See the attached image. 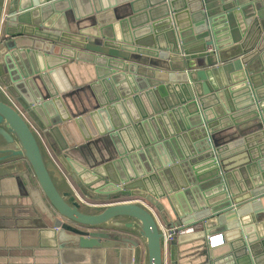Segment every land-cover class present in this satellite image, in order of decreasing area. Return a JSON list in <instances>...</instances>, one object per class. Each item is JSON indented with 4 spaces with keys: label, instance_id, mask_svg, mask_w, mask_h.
Listing matches in <instances>:
<instances>
[{
    "label": "water",
    "instance_id": "obj_1",
    "mask_svg": "<svg viewBox=\"0 0 264 264\" xmlns=\"http://www.w3.org/2000/svg\"><path fill=\"white\" fill-rule=\"evenodd\" d=\"M75 62L93 67L97 103L77 117L63 101L77 87ZM232 129L237 138L219 137ZM99 139L115 157L83 161ZM16 159L29 163L57 219L51 228L0 208V232L20 229L21 240L0 244V264L41 248L61 264L69 245L109 260L124 246L111 231L136 237L133 249L139 238L146 264H179L180 237L214 230L226 243L207 239L221 245L200 264H264V0H3L0 163ZM175 224L167 261L161 225ZM44 233L53 244L40 243Z\"/></svg>",
    "mask_w": 264,
    "mask_h": 264
},
{
    "label": "crops",
    "instance_id": "obj_2",
    "mask_svg": "<svg viewBox=\"0 0 264 264\" xmlns=\"http://www.w3.org/2000/svg\"><path fill=\"white\" fill-rule=\"evenodd\" d=\"M2 1L3 0H0V4ZM69 17L72 20L71 13H69ZM69 67V81L71 85L75 84L77 87L71 92L66 93L63 96V101L72 116L77 117L97 108L95 97L89 86L96 80V77L94 75V69L90 65L75 62L70 64ZM245 127L247 128L248 126L244 125L242 126V129H245ZM229 135H231V138L234 139L240 134H238L236 129H232L219 135V137L226 138ZM57 137L61 147L64 148L66 152L69 151L70 154L75 157L79 155L80 152L78 150L76 151L75 149L69 148L68 139H63L58 133ZM105 148H109L110 152H107ZM81 154L82 160L84 158L90 162H93V159L98 162L109 161L111 160V157H115L116 155L110 141L107 139H99L88 147L83 148ZM28 169L32 170L29 163L25 159H16L0 163V173H9L6 176L0 177V208L10 210L18 208L23 211L20 214V219H24L26 221L29 220L30 222H36L38 219H41L48 227L52 228V219L50 217L57 219V216L48 203L44 193L41 191L38 183L28 172ZM15 177H18L20 181L18 182ZM55 181L61 192L68 191L69 188L67 183L60 181L57 176ZM19 184L22 188H19ZM87 202L92 204L108 205L115 203L116 201L95 203L87 200ZM2 210L5 211V209ZM36 212H38L39 216H37ZM175 227L178 228L180 226L179 224H175ZM19 230L20 229H13L15 235L10 236L8 239L4 235V230H1L2 232L0 233L2 234L0 235V244L4 246V244L8 241L12 245L21 243ZM199 230H201V228L194 227L195 232H199ZM33 232L35 241L39 240L38 230L34 229ZM115 235L116 237H119L117 238L119 241H117L124 246H117L115 249L108 250V254L110 255L109 260L106 258L105 250L91 252L89 250H82L78 249V247L69 245L62 253L63 258H61V260L64 262L61 264H133V257L135 256L134 254L137 250L139 264L147 263V251L144 243L139 238L137 239L139 244L137 246L135 245L133 249V247H130L129 245L130 243L128 242V238L135 239L136 237L121 231H115ZM217 235L223 236V244H225L226 234L222 233L220 230H214V232H212L211 235H208V238L206 237L205 240L201 239L200 234L180 237L182 243L178 248L179 264L202 263L204 261L202 253L205 249L212 250L221 245H216L213 241L207 242V239L210 240L212 237ZM41 242L44 246L53 244V235L51 233H44L42 237L40 236V243ZM38 251V255L31 258L24 257L21 253H14V257H12L9 261L11 264H56L58 255L55 249L41 248L38 249Z\"/></svg>",
    "mask_w": 264,
    "mask_h": 264
},
{
    "label": "built area",
    "instance_id": "obj_3",
    "mask_svg": "<svg viewBox=\"0 0 264 264\" xmlns=\"http://www.w3.org/2000/svg\"><path fill=\"white\" fill-rule=\"evenodd\" d=\"M129 199V198H128ZM130 201H137V200H123L122 202H130ZM176 229L177 228H168L164 225H161V231L163 232V240L165 243V257L166 260L168 261L169 258V244L170 242L174 239V237L176 236ZM193 230H190L189 232H192ZM110 234H114L113 232H110ZM219 237H222V235H219ZM221 243H223V240H221Z\"/></svg>",
    "mask_w": 264,
    "mask_h": 264
},
{
    "label": "bare ground",
    "instance_id": "obj_4",
    "mask_svg": "<svg viewBox=\"0 0 264 264\" xmlns=\"http://www.w3.org/2000/svg\"><path fill=\"white\" fill-rule=\"evenodd\" d=\"M32 170H30V169H28V172L31 174V176L34 178V180H36V182H37V179H36V177H35V175H33L34 173H33V171L31 172ZM38 183V182H37ZM80 197V196H79ZM137 240V239H136ZM138 241V240H137ZM139 243V242H138Z\"/></svg>",
    "mask_w": 264,
    "mask_h": 264
},
{
    "label": "rangeland",
    "instance_id": "obj_5",
    "mask_svg": "<svg viewBox=\"0 0 264 264\" xmlns=\"http://www.w3.org/2000/svg\"><path fill=\"white\" fill-rule=\"evenodd\" d=\"M124 200H136L135 198H129V199H124ZM123 200H121V202H122ZM111 232H113V233H115V231H111Z\"/></svg>",
    "mask_w": 264,
    "mask_h": 264
},
{
    "label": "trees",
    "instance_id": "obj_6",
    "mask_svg": "<svg viewBox=\"0 0 264 264\" xmlns=\"http://www.w3.org/2000/svg\"><path fill=\"white\" fill-rule=\"evenodd\" d=\"M225 139H227V137Z\"/></svg>",
    "mask_w": 264,
    "mask_h": 264
}]
</instances>
